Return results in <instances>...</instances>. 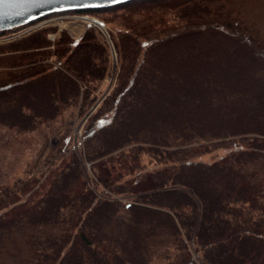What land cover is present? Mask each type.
Returning a JSON list of instances; mask_svg holds the SVG:
<instances>
[{
  "label": "trees",
  "instance_id": "trees-1",
  "mask_svg": "<svg viewBox=\"0 0 264 264\" xmlns=\"http://www.w3.org/2000/svg\"><path fill=\"white\" fill-rule=\"evenodd\" d=\"M220 1L177 0L203 9L176 25L146 13L128 23L93 113L109 60L93 26L78 41L45 30L0 44V124L30 131L68 106L90 113L78 148L61 127L1 188L0 264H264V37Z\"/></svg>",
  "mask_w": 264,
  "mask_h": 264
},
{
  "label": "rangeland",
  "instance_id": "rangeland-1",
  "mask_svg": "<svg viewBox=\"0 0 264 264\" xmlns=\"http://www.w3.org/2000/svg\"><path fill=\"white\" fill-rule=\"evenodd\" d=\"M210 1L212 4L211 7L213 8L216 3L213 2L214 0ZM176 2L177 0H162L152 3L157 4V6H151L150 8H136L135 10L129 12L120 9L116 12L106 13L104 15H98L92 12L77 11L54 13L33 22L29 26L11 30V32L20 30L18 33H13L8 36L5 32L0 33V44L17 42L35 32L45 30L48 33V38H50L52 42H55L59 38L62 31L66 32V34L73 41H78L83 36L89 25L85 24L84 26H81L80 23H77V18H96L101 22L103 21L100 18H107L109 22L107 24L103 22L105 27L92 25L99 33L103 35L105 40L104 44L106 45L109 52V60L107 58V74L96 83L98 84V89L91 95V97H95L96 103L95 107L91 109V111H93L90 112L93 113L103 101L105 96L112 91L116 83V73L119 69L120 59L119 52L114 43L115 40L118 39V34L125 31V26L128 23L142 21V19H145L144 15L146 13L147 16L155 15L152 20H163L165 25H176L180 21V17L182 19L185 18L190 11L193 10V13H198V8L203 9L202 7L197 8V6H175L174 3ZM219 3L224 4L225 8H240L242 15L246 18L248 23L254 24L251 26H253V28L257 31H260V35L264 37V0H234L233 3L227 0V3L221 1ZM161 8L163 9L161 10ZM212 8L207 7V10L210 12L212 11ZM147 11L152 13L147 14ZM161 12L164 14H161ZM156 17H158V19H155ZM229 38L221 37V39H216L225 41L231 39ZM53 47L54 45H52L50 48ZM49 61L51 63H56L58 58L52 56ZM90 113L84 114V112H80L76 106H68L64 108L62 113L55 121L42 123L37 128L30 131H19L15 127H9L0 124V190L6 185H11L19 177L25 176V170L28 168V166H31L33 161L36 159L37 154L43 147L46 140V135L50 137V145L55 146L61 137L59 133H57V130H61V127L70 128L68 135L71 139L69 147L74 144L76 148H78L79 144H82V138L87 128ZM226 152V148H218L212 152L203 154L199 158L203 160H214L220 158ZM44 154H46V151ZM142 159L143 163L148 167L147 169H151L156 166L155 162L153 160L151 161L149 155L143 154ZM89 172L92 174V171ZM49 181L50 177L47 178V183L45 185L46 187L48 186Z\"/></svg>",
  "mask_w": 264,
  "mask_h": 264
},
{
  "label": "water",
  "instance_id": "water-1",
  "mask_svg": "<svg viewBox=\"0 0 264 264\" xmlns=\"http://www.w3.org/2000/svg\"><path fill=\"white\" fill-rule=\"evenodd\" d=\"M129 1L132 0H20L19 3L0 10V32L21 28L54 13L110 8ZM87 25L105 27L96 18H91Z\"/></svg>",
  "mask_w": 264,
  "mask_h": 264
},
{
  "label": "snow or ice",
  "instance_id": "snow-or-ice-1",
  "mask_svg": "<svg viewBox=\"0 0 264 264\" xmlns=\"http://www.w3.org/2000/svg\"><path fill=\"white\" fill-rule=\"evenodd\" d=\"M20 0H0V10L6 6H12L19 3Z\"/></svg>",
  "mask_w": 264,
  "mask_h": 264
},
{
  "label": "bare ground",
  "instance_id": "bare-ground-1",
  "mask_svg": "<svg viewBox=\"0 0 264 264\" xmlns=\"http://www.w3.org/2000/svg\"><path fill=\"white\" fill-rule=\"evenodd\" d=\"M90 21H91L90 18H88V19H85V18H77V23L78 24L80 23L81 26H84L85 24L89 23ZM35 30H37V29H35Z\"/></svg>",
  "mask_w": 264,
  "mask_h": 264
},
{
  "label": "built area",
  "instance_id": "built-area-1",
  "mask_svg": "<svg viewBox=\"0 0 264 264\" xmlns=\"http://www.w3.org/2000/svg\"><path fill=\"white\" fill-rule=\"evenodd\" d=\"M27 26H29V25H27ZM23 28V27H22ZM22 30V29H21ZM20 31V30H19ZM19 31H14V32H11V31H9V32H5V33H7L6 35L8 36V35H11V34H13V33H18ZM3 36H5V35H3ZM3 36H1V37H3ZM6 37V36H5Z\"/></svg>",
  "mask_w": 264,
  "mask_h": 264
}]
</instances>
